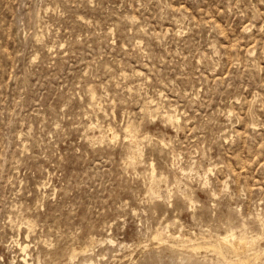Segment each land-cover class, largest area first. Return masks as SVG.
I'll return each instance as SVG.
<instances>
[{"label": "rangeland", "instance_id": "374dc122", "mask_svg": "<svg viewBox=\"0 0 264 264\" xmlns=\"http://www.w3.org/2000/svg\"><path fill=\"white\" fill-rule=\"evenodd\" d=\"M22 255L264 264V0H0V264Z\"/></svg>", "mask_w": 264, "mask_h": 264}, {"label": "bare ground", "instance_id": "6f19581e", "mask_svg": "<svg viewBox=\"0 0 264 264\" xmlns=\"http://www.w3.org/2000/svg\"><path fill=\"white\" fill-rule=\"evenodd\" d=\"M151 102H152V101H151ZM146 104H147V103H146ZM151 104H153V103H151ZM155 105H156V104H155ZM149 107H150V106H149ZM149 107H148V108H149ZM143 109H144V108H143ZM169 113H170V112H169ZM171 117H172V116H171ZM171 117H170V119H169L170 121L173 120V118L171 119ZM167 119H168V118H167ZM90 124H91V123H90ZM90 124H89V125H90ZM90 126H91V125H90ZM92 126H93V124H92ZM126 126H127V125H126ZM126 126H125V127H126ZM127 127H128V126H127ZM110 128H111V127H110ZM129 130H130V128H129ZM134 131H135V130H134ZM110 132H111V131H110ZM130 133H131V132H130ZM114 134H115V133H114ZM109 135H110V134H109ZM131 135H132V133H131ZM146 135H147V134H146ZM146 135H145V136H146ZM110 136H111V135H110ZM124 136H126V134H125ZM143 136H144V135H143ZM134 137H136V136H134ZM134 137H133V139H135ZM131 138H132V137H131ZM141 138H142V137H141ZM136 139H137V138H136ZM136 139H135V140H136ZM142 139H143V138H142ZM150 139H151V137H150ZM144 140H145V139H144ZM146 140H147V139H146ZM138 141H140V140H137V143H140V142H138ZM141 142H142V141H141ZM134 143H135V142H134ZM139 145H140V144H139ZM135 146H136V145H135ZM134 148H135V147H134ZM134 148H133V149H134ZM139 148H140V147H139ZM139 148H138V149H139ZM139 151H140V149H139ZM134 152H135V151H134ZM137 153H138V152H137ZM139 154L141 155V153H139ZM131 155H132V154H131ZM134 155L136 156L135 153H134ZM134 155H133V156H134ZM137 155H138V154H137ZM129 156H130V155H129ZM131 158H132V157H131ZM134 158H136V157H134ZM130 160H131V159H130ZM128 161H129V160H128ZM127 163H128V162H127ZM130 164H131V163H130ZM149 165H150V164H149ZM151 168L154 169L153 165H152ZM151 171H152V169H151ZM151 171H150V173H152ZM184 171H185V170H184ZM182 172H183V171H182ZM154 173H155V172H154ZM154 173H153V175H154ZM183 173H184V172H183ZM192 202H193V201H192ZM25 223H27V222H25ZM25 223H24V224H25ZM26 225H27V224H26ZM28 227H29V226H28ZM25 228H26V227H25ZM230 229H231V228H230ZM233 229H234V228H233ZM226 231H227V229H226ZM229 231H230V232H229ZM27 232H28V231H27ZM228 232H229V233H227L226 235L223 236V239H222V240H226V241L228 240V241H230V240H232V239H233V240L236 239V238H235V234H234L235 230H234V232H233V230L231 229V230H228ZM224 233H225V232H224ZM221 235H223V234H221ZM14 239H15V238H14ZM216 239H217V238H216ZM245 239H246V238H245ZM16 241H17V240H16ZM241 241H242V240H241ZM231 242H232V241H231ZM15 243H16V242H15ZM24 243H25V242H24ZM241 243H242V242H241ZM243 243L245 244L246 242H243ZM19 244H20V243H18V245H19ZM229 244H230V242H229ZM235 244H236V243H235ZM15 245H16V244H15ZM198 245H199V244H198ZM219 245H220V243H219ZM20 246H21L20 248H21L23 251H25L24 253H26V250H27L28 245H27V244H22V243H21ZM21 249H20V250H21ZM217 249H219V248H217ZM21 252H22V251H21ZM22 256H23V255H22ZM71 258H72V257H71ZM20 259H22V261L24 262L23 264H33V262H31V261L28 259L27 255H24V256H23L22 258H20ZM244 260H245V259H244ZM74 263H75V262H72V264H74ZM88 264H93V260H92L91 258H89V260H88Z\"/></svg>", "mask_w": 264, "mask_h": 264}]
</instances>
